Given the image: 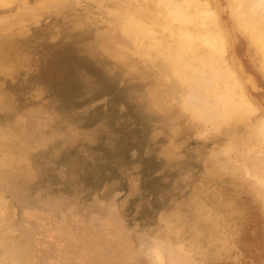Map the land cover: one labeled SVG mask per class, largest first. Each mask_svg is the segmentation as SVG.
Returning <instances> with one entry per match:
<instances>
[{
	"label": "rangeland",
	"instance_id": "obj_1",
	"mask_svg": "<svg viewBox=\"0 0 264 264\" xmlns=\"http://www.w3.org/2000/svg\"><path fill=\"white\" fill-rule=\"evenodd\" d=\"M163 1L0 0V264H155L146 241L162 264H264V53L230 0H189L251 105L223 120L220 81L165 57L204 47ZM56 43L80 58L68 95L37 83Z\"/></svg>",
	"mask_w": 264,
	"mask_h": 264
},
{
	"label": "bare ground",
	"instance_id": "obj_2",
	"mask_svg": "<svg viewBox=\"0 0 264 264\" xmlns=\"http://www.w3.org/2000/svg\"><path fill=\"white\" fill-rule=\"evenodd\" d=\"M230 1L233 13L244 22L249 34L253 40H255L261 52L264 53V26H262L264 21V0ZM163 3L164 13L167 19L170 18L171 21L175 20L178 22L177 25L189 21L193 26V29L191 30H184L182 28L181 30L178 28L176 36L188 42H198L204 47V51H201L202 53H194V55H191L184 60H179L178 52L167 49V45L165 44L164 53H168V55L165 54V57L168 56L174 61L178 74L182 77L189 78L192 81L195 80V84L200 83L205 85L207 82H212L216 79L220 81L217 87L219 93L215 98V102L218 103V109H220L217 116H223V120L231 117V113L233 117L235 114L250 110L251 105L244 94L240 91L238 83L233 77L231 70L228 66H223L220 61H218V55L224 54L225 48L220 35L221 30H219L217 25V19H215L214 16L211 17L212 13L210 10L206 7H199L197 4H191L189 0H164ZM125 23L126 24L123 28V32L125 30V33L128 32L132 35H142L146 37L151 32L148 26L145 24L143 25V23L138 22L132 17H128ZM126 35L128 34L126 33ZM128 36L130 37V35ZM150 42L152 43V40ZM151 46H153V49L156 48L154 43ZM156 46L161 45L157 44ZM157 52L164 54L158 50ZM202 97L203 94L200 98ZM204 99H206V97H204ZM233 112L235 114H233ZM208 116L214 117V115ZM261 124L262 127L259 126L260 136L264 140V121L261 122ZM256 130H258V128ZM146 245L147 247L143 248L145 249L144 253L150 255L155 264H162L163 257L161 245L158 242L150 241H146Z\"/></svg>",
	"mask_w": 264,
	"mask_h": 264
},
{
	"label": "trees",
	"instance_id": "obj_3",
	"mask_svg": "<svg viewBox=\"0 0 264 264\" xmlns=\"http://www.w3.org/2000/svg\"><path fill=\"white\" fill-rule=\"evenodd\" d=\"M45 48L49 56L41 63L37 83L59 95L70 94L75 89L76 82L71 79L72 73L80 58L70 43L49 44Z\"/></svg>",
	"mask_w": 264,
	"mask_h": 264
},
{
	"label": "crops",
	"instance_id": "obj_4",
	"mask_svg": "<svg viewBox=\"0 0 264 264\" xmlns=\"http://www.w3.org/2000/svg\"><path fill=\"white\" fill-rule=\"evenodd\" d=\"M80 215L82 216L83 214H82V213H80Z\"/></svg>",
	"mask_w": 264,
	"mask_h": 264
}]
</instances>
